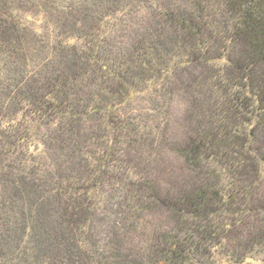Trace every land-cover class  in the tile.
Instances as JSON below:
<instances>
[{
  "label": "trees",
  "instance_id": "obj_1",
  "mask_svg": "<svg viewBox=\"0 0 264 264\" xmlns=\"http://www.w3.org/2000/svg\"><path fill=\"white\" fill-rule=\"evenodd\" d=\"M180 87L189 178L160 192ZM263 190L264 0H0V264H264Z\"/></svg>",
  "mask_w": 264,
  "mask_h": 264
},
{
  "label": "rangeland",
  "instance_id": "obj_2",
  "mask_svg": "<svg viewBox=\"0 0 264 264\" xmlns=\"http://www.w3.org/2000/svg\"><path fill=\"white\" fill-rule=\"evenodd\" d=\"M184 1V0H181ZM119 35V39L121 34ZM182 87L169 102V112L167 115V125L165 126V140L160 148L153 152L150 160L142 164L143 171L154 179L157 190L160 192L171 191L173 186L184 183L189 178V170L174 148L181 144L187 132L186 101L184 99ZM152 103L147 100H135L127 108L131 113H149ZM126 108V110H127ZM264 191V190H263ZM103 215H97L95 229L100 241L108 237L106 233V222L102 220ZM169 224V219L161 209L154 208L144 212L138 224L130 228L128 232H121L120 245L125 253L132 254L144 260L146 254H150L152 239ZM258 264V263H257Z\"/></svg>",
  "mask_w": 264,
  "mask_h": 264
}]
</instances>
